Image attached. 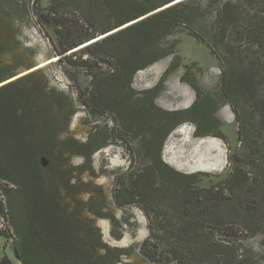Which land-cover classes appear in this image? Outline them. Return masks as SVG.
<instances>
[{
    "label": "rangeland",
    "instance_id": "rangeland-1",
    "mask_svg": "<svg viewBox=\"0 0 264 264\" xmlns=\"http://www.w3.org/2000/svg\"><path fill=\"white\" fill-rule=\"evenodd\" d=\"M184 1L187 0H176L171 5ZM225 2L227 0H197L203 7V15L194 19V28L189 32L178 25L160 43L163 49L173 53L138 71L130 85L124 78L112 89L118 93L123 89L121 96L127 100L131 95L128 101L131 105L137 97L141 98L132 92L160 86L154 103L167 111L188 108L199 93L202 97L210 95L219 100L221 74L223 69L227 70V24L217 25L215 13ZM244 8L248 14V6ZM49 10L58 17L73 20L83 19L87 13L86 5L78 0H62L56 4L52 0H0V71L7 67L8 73L0 76V88L21 80L18 88L25 94L34 122L28 130L17 128L25 138L19 154L21 157L36 155L41 160L43 175L46 179L51 177L57 185L53 193L57 192L58 200L68 205L64 221L70 224V229L85 233L88 221L90 228L100 231L102 244L109 248H133L131 255L123 256L115 264H153L140 252L150 235V243L157 246L160 254L156 264H216L232 251L240 254L249 250L254 256L258 255L264 249V123L260 127L256 117L251 121L255 126L250 128L249 139L257 141L253 154L246 152L247 142L239 141L235 114L227 103L220 104L216 115L220 137L197 138L192 124L180 125L167 138L163 159L179 171L197 175L188 192L150 193L137 197L135 204L118 206L114 197L115 178L145 168L148 163L132 131L122 129L112 113L99 114L106 106L101 102L103 98L99 100V90L89 75L96 73L99 81L110 84L112 81L106 77L112 75L119 59L113 48L88 46L89 43L60 56L56 26L47 23L53 17ZM36 13L41 15V20ZM102 20L103 17L96 18L95 25L102 26ZM213 27L219 32L225 31L224 41L216 47L223 62L212 54L206 43L208 36L202 41L193 36L198 32L209 34ZM243 48L252 55L257 51L254 46H241L240 50ZM177 57L178 65L163 79ZM28 74L30 80L26 79ZM262 88L254 98L249 96L241 102L250 116L264 113V104L260 103L264 99ZM91 92L95 96L92 100L89 99ZM66 104L67 114L71 115L57 124L59 109ZM22 113V108L15 111L17 117ZM104 126L108 129V144L88 159L81 145L95 129ZM34 166L41 168L38 164ZM236 167L247 175H256V185L236 191L232 197L226 192L222 202L202 199L204 190L229 189L228 176ZM13 189V185L0 180V201L7 205L8 196L18 217L22 203L19 193ZM94 204L103 205V215L95 216L90 212ZM162 218L164 230L158 226ZM8 232L9 224L0 215V233H4L0 235V260L6 256L10 264H20ZM211 241L221 243L224 248L218 249L216 258L211 252L201 260L204 259L201 247Z\"/></svg>",
    "mask_w": 264,
    "mask_h": 264
},
{
    "label": "trees",
    "instance_id": "trees-1",
    "mask_svg": "<svg viewBox=\"0 0 264 264\" xmlns=\"http://www.w3.org/2000/svg\"><path fill=\"white\" fill-rule=\"evenodd\" d=\"M61 1L52 0V3ZM78 1L87 7V13L83 19L58 17L53 10L48 11L53 17L47 23H54L56 26L59 47L57 52L63 56L86 43H89L88 46L102 45L110 50L113 48L112 51L117 55L119 63L112 75L106 77V80L112 82L106 84L104 81L103 84L96 73L89 75L93 85H96L95 88L99 90L98 93L101 96L99 100L103 98L101 102L106 106L99 114L103 116L108 112L112 113L122 129L132 131L131 135L139 139L140 147L148 163L145 168L115 178L114 197L118 206L135 204L137 197L150 193L188 192L189 185L195 182L197 175L179 171L165 162L163 159L165 142L175 129L185 123L194 126V136L197 138L220 137L218 133L220 123L216 118L220 104L227 103L232 108L239 128V141L247 142L246 152L249 154L255 152L257 141L254 138L249 139L250 128L255 126L251 124V121L256 117L261 127L264 123V113L259 112L258 116L252 113L250 116L243 110L241 102L247 100L249 96L254 98L258 91L264 88V0H243L242 3H239V0H227L221 10L215 13L217 25L227 24V70L223 69L221 74L219 100L210 95L202 97L196 85L193 84L199 93L197 98L188 108L177 111H167L155 105L160 86L152 90L132 92V94L140 95L141 98L137 97L131 105L128 104V101H131V95L127 100V97L121 96L123 89L118 93L112 87L124 78L130 85L138 71L172 54V50L163 49L160 43L172 34L178 25H183L190 32L194 28V19L201 18L203 15L202 5L196 3L197 0H187L176 5H171L176 0ZM246 5L249 8L248 14L244 10ZM36 16L41 20L39 13H36ZM99 16L103 17V25L100 27L95 25V20ZM100 36L103 37L96 40ZM193 36L201 41L208 36L205 42L212 54L219 61H224L223 56L216 49L217 44H221L225 39L224 30L219 32L213 27V31L210 29L209 34L198 32L193 33ZM245 45L254 46L257 49L253 53L254 56L247 49L240 50L241 46ZM178 58L166 70L163 79L178 65ZM239 62L242 66H239ZM87 63L88 60H85L84 64ZM6 71L7 67L3 68L0 76H7ZM26 79L30 80L31 76L26 75ZM20 81L19 79L11 85L0 88V180L13 185V190L19 193L22 203L21 207L19 206L20 216L16 217L7 196V205L0 201V215L9 224L7 234L14 241L18 261L20 264H115L120 262L123 256L133 253V248L107 247L101 242L100 231L97 228H90L88 221L85 233L70 229V224L64 221L68 205L58 200L57 192L53 193L57 185L52 182L51 177L46 179L43 175L41 160L32 154L20 156L19 148L23 146L25 138L21 131H17V128L24 127L28 130L34 122L33 113H29L28 104H26L25 94L18 88ZM94 97V92H91L89 99L92 100ZM260 103L264 104V99ZM67 106L68 104L59 109L57 124L71 115V113L67 114ZM19 108L23 111L21 117L15 114ZM108 138L106 126L95 129L88 136L86 143L81 145L85 150V156L89 159L91 155L106 147ZM36 164L41 167L39 170L34 166ZM255 176L247 175L239 167L233 168L228 176L231 187L226 189L227 191L204 190L205 195L202 199L222 202L226 192L232 197L236 191L256 185ZM128 180H130L129 183L126 182ZM45 182H47L46 185ZM103 208V205L94 204L90 212L100 216L103 215L101 211ZM163 222V218L158 222L159 229L164 230ZM151 239L152 235L141 245L140 252L150 262L156 264L160 254L157 246L150 243ZM222 248L224 246L221 243L212 241L208 246H202L200 251L204 259L201 260H205L211 252L216 258L215 254ZM0 264H10V262L4 256ZM216 264H264V249L255 256L249 250H244L240 254L232 251L226 258L218 259Z\"/></svg>",
    "mask_w": 264,
    "mask_h": 264
}]
</instances>
